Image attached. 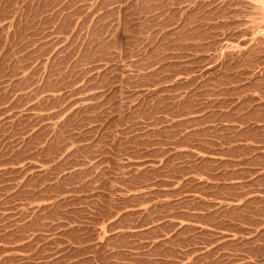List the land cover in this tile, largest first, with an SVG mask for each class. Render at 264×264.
Listing matches in <instances>:
<instances>
[{
	"label": "rangeland",
	"instance_id": "obj_1",
	"mask_svg": "<svg viewBox=\"0 0 264 264\" xmlns=\"http://www.w3.org/2000/svg\"><path fill=\"white\" fill-rule=\"evenodd\" d=\"M0 264H264V0H0Z\"/></svg>",
	"mask_w": 264,
	"mask_h": 264
}]
</instances>
